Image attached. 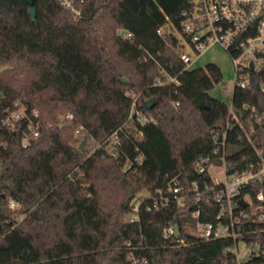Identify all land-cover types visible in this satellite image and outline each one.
Returning a JSON list of instances; mask_svg holds the SVG:
<instances>
[{
    "label": "trees",
    "instance_id": "1",
    "mask_svg": "<svg viewBox=\"0 0 264 264\" xmlns=\"http://www.w3.org/2000/svg\"><path fill=\"white\" fill-rule=\"evenodd\" d=\"M34 8L32 21L24 0H0V264H130V255L146 264H264V223L244 226L255 250L237 260L232 239L187 231L193 204L144 209L174 176L185 189L208 181L195 162L215 150L229 173L264 161V66L249 73L248 88L234 85L230 111L209 95L219 67L190 69L181 59L187 0H87L77 20L57 0ZM166 75L178 85L153 86ZM14 104L38 126L24 146L26 121L2 123ZM248 191L264 195V180ZM216 212L203 206L198 219ZM175 223L180 237H164Z\"/></svg>",
    "mask_w": 264,
    "mask_h": 264
},
{
    "label": "built area",
    "instance_id": "2",
    "mask_svg": "<svg viewBox=\"0 0 264 264\" xmlns=\"http://www.w3.org/2000/svg\"><path fill=\"white\" fill-rule=\"evenodd\" d=\"M75 20L81 17L79 4L87 0H57ZM192 4L191 14L183 21L182 26L189 35L188 42L184 41V53L181 55L183 63L188 67L191 50L197 57L210 45H218L226 51L236 71L235 85L240 88H248L251 83L249 73H258L264 66V0H187ZM182 15H186L185 12ZM161 29L157 33H161ZM120 34H123L121 31ZM130 34L125 37L130 38ZM252 62V70L249 64ZM178 85L176 77L164 76V79H157L153 86ZM264 92V86L260 87ZM130 95V94H128ZM231 111V104L228 105ZM136 112V99H133L130 115ZM37 117V113H33ZM68 119L72 115L67 116ZM19 120L26 121V129L23 132L21 144L24 146L28 139L38 136V126L29 118L23 107L14 104L12 109L7 111L6 117L2 120L3 125L12 127ZM79 129L74 131L77 136ZM217 143L223 146L224 136H220ZM115 143H118L115 140ZM3 144L0 143V148ZM4 148V147H3ZM215 157H202L195 162L197 171L200 174L208 175V181L199 184L193 181L189 189H185L179 182L178 176H174L163 189L156 190L152 198V204L146 206V212L159 210L166 207H185L190 203L195 206L191 217L196 219L194 224H187V231L194 237L203 240H217L230 238L234 245L232 251L238 259V243L245 242L244 238L248 233L244 226L264 223V195L262 192L254 196L245 190L261 183L264 180V161L249 163L248 167L241 172H227L225 164V152L219 153L215 150ZM260 154V152H258ZM220 161V166H215V161ZM210 167L222 169L223 179H217ZM244 192V194H242ZM240 201L244 204L242 206ZM11 205L13 203L11 202ZM215 206L217 212L212 221L202 222L198 218L201 215L203 206ZM141 201L137 200L132 204L134 212L130 214L129 221L137 222L139 219L138 210ZM173 225L163 231L164 237L173 236ZM238 239V240H237ZM246 243V242H245ZM254 251L253 246H249ZM130 264H146L145 259L139 256L130 255Z\"/></svg>",
    "mask_w": 264,
    "mask_h": 264
},
{
    "label": "rangeland",
    "instance_id": "3",
    "mask_svg": "<svg viewBox=\"0 0 264 264\" xmlns=\"http://www.w3.org/2000/svg\"><path fill=\"white\" fill-rule=\"evenodd\" d=\"M187 53L190 55L191 59L190 63L188 64V68L190 69L204 68L205 65L210 63L215 64L219 67L222 74V80L209 91V95L229 105L233 87L235 85L236 71L226 51L218 45H210L209 47L204 49L197 57L194 56V53L191 50H188ZM60 118L63 119L64 115H62ZM94 147L95 146L93 143H89L87 146H85L84 150L85 152L89 153V151L91 152ZM210 172H212L217 179H223L221 168L210 167ZM139 195H144L143 191H141ZM250 252L251 248H249V246L245 242L240 241L238 243L239 260H244L245 258H247V255Z\"/></svg>",
    "mask_w": 264,
    "mask_h": 264
},
{
    "label": "water",
    "instance_id": "4",
    "mask_svg": "<svg viewBox=\"0 0 264 264\" xmlns=\"http://www.w3.org/2000/svg\"><path fill=\"white\" fill-rule=\"evenodd\" d=\"M25 1V3L29 6V15H30V18H31V20L32 21H34V15H35V8H34V1L35 0H24ZM164 31L166 32L167 31V27H164ZM252 62L249 64V69L250 70H252ZM6 69V67L5 68H3V70H5ZM256 88H257V90H259V86L258 85H256ZM145 106H146V109L147 110H150L153 106H154V102L152 101V100H147L146 102H145ZM220 140V136H217L216 138H215V141L216 142H218ZM84 144H85V140L83 139L81 142H80V146H79V150H82L83 149V146H84ZM220 161L218 160V161H215L214 162V165L215 166H220ZM6 188V185L0 180V189H5ZM2 196L3 197H5V195L4 194H2ZM240 204L242 205V206H244V204L242 203V201H240ZM173 237L175 238V239H178L179 237H180V230H179V227H178V225L175 223V224H173Z\"/></svg>",
    "mask_w": 264,
    "mask_h": 264
}]
</instances>
